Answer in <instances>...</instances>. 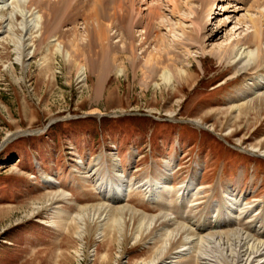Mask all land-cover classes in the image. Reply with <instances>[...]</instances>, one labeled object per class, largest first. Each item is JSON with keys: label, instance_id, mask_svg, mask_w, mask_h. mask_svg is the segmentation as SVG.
Instances as JSON below:
<instances>
[{"label": "rangeland", "instance_id": "1", "mask_svg": "<svg viewBox=\"0 0 264 264\" xmlns=\"http://www.w3.org/2000/svg\"><path fill=\"white\" fill-rule=\"evenodd\" d=\"M46 1L27 5L35 14L26 18L30 26L24 48L21 33L15 31L23 20L0 17L5 26L0 29V264H140L160 249L161 243L151 244L149 236L126 241L90 231L77 237L73 230L56 226V208L75 215L81 207L127 206L173 217L169 231L181 227L194 232L206 204L213 203L206 215L215 222L214 209L225 201L230 214L242 221L223 226L222 219L220 226L202 234L249 233L245 224L258 220L264 208V106L232 108L242 86L259 73L238 71L240 64L231 62L228 48L231 39L253 30L249 16H261L264 29V0H177L175 9L169 0H101L99 10L109 12L118 2L124 8L132 2L134 19L142 18L130 29L116 21L110 34L119 29L136 37L146 31L147 36L132 41L135 56L125 49L131 40L117 42L118 37L112 38L116 34L110 35L114 69L102 82L94 70L96 56L76 60L85 68L80 77L70 58L40 44L43 27L50 25L54 13L40 8ZM79 1L90 3L91 18L94 0ZM207 1H215L216 7L206 24L201 20ZM156 4L163 13L150 19L149 27L146 15ZM85 15L81 11L70 23L61 14L59 30L74 27L82 33ZM66 35L49 41L62 40L60 45L68 50L72 36ZM89 46L98 51V43ZM155 51L164 60L159 67L171 73L170 83L159 69L143 74L142 64ZM162 174L167 175L165 182L158 179ZM156 180L167 185L170 201L181 193L175 190L193 180L194 197L180 212H164L137 189ZM116 184L122 185V201L111 203L102 195ZM53 193L63 195L54 201ZM188 214L190 220L181 218ZM66 218L63 214L59 222ZM256 225L263 230L260 222ZM205 249L221 260L215 246H197L195 253L200 256ZM182 253L187 256L191 250ZM174 255L155 264H177L179 256ZM188 264L204 263L195 259Z\"/></svg>", "mask_w": 264, "mask_h": 264}, {"label": "bare ground", "instance_id": "2", "mask_svg": "<svg viewBox=\"0 0 264 264\" xmlns=\"http://www.w3.org/2000/svg\"><path fill=\"white\" fill-rule=\"evenodd\" d=\"M7 1L8 0H0V17L4 18L7 15L6 20L8 18L9 20H13L14 15H16L17 17H20L21 20H23V23L20 24L21 26L19 27L17 25L15 31L21 33L19 36V40L22 41L21 45L22 48H24V46H26V39H24V37L27 29L30 26L27 24L29 21L26 20V18L32 16V18L34 19L35 14V12L29 11V7L27 5L30 2L31 4H34L36 2H34V0H11L8 4ZM100 1L101 0H94L92 2L91 18L90 3L84 4V1L47 0L46 2L40 3L39 6L40 8H47L49 11L53 9L52 11L54 12L51 15V18L48 20L50 25L48 27L46 25L43 27L44 31L41 33L40 44L46 43L47 45L53 47V52L70 58L71 61H73L71 63L78 66V76L80 77H83L85 68L82 65H79L76 60L84 56H86V58H90L93 55L96 56L98 60L94 65V70L96 71L98 76L97 81L100 79L99 82H102L103 76L106 75V73H108L111 68H113L111 67L110 56L114 50L113 47L112 49L109 48L110 35L113 36L114 34H116L114 35L115 37L113 36L112 38L118 37L117 42H124L125 39L131 40V43L128 45V47L126 46L125 49H130L131 54L135 56L136 54L135 49L132 47V41H140L142 39L145 40L147 39V36L146 31H140L141 33L136 37L134 34H130L129 31L128 33L123 31L120 32L119 29L117 30V33L115 30L114 34H110L113 30L112 28L115 26L114 23L116 21H119L120 23L121 21L126 22V26L130 29L131 27L133 28V23L137 25V23H140L142 21V18L134 19L135 15L132 12L134 5L131 1V5L129 8L122 7L120 4L121 2H118L116 8H113L112 12L107 11L108 8L106 9L105 7L99 10L98 4H100ZM259 1L260 0H254L253 2L259 3ZM177 2V0L168 1V3H170V7H172L173 9L177 7L179 3ZM204 5L205 12L203 11V13L205 14L203 20L201 21L207 24V22L211 18L212 11H214L213 7L216 5V3L215 1H207ZM161 7L162 6H160L159 4H156L153 5V8H150L148 10L146 16L148 21L147 23L148 25L150 24L149 27H152V22L154 21L153 20L151 22L150 19L156 20L158 19V16L160 17L161 12L163 11V9L161 11ZM78 8H80L81 10H78ZM79 11H82L83 14H86L85 16H88L87 18H85L86 20L82 33H79V30H76V28L74 27L66 31L63 30V32H61L58 28L59 19H61L60 15H64L65 18L70 21V23H74L77 15L80 13ZM37 18L38 15L36 16V19ZM249 22L253 30L248 36L246 35L235 39L230 38L231 43L230 47L228 48V50L230 51L228 57L231 59V62L233 64H240L237 67L238 71H240L241 73L250 74L248 70L253 69L252 73L259 74L249 78L252 79L253 82L245 83L244 86H242V89L238 92V98L236 97L234 99V103L236 104L232 106V108L236 109L241 106H257L256 108L264 106V90L258 91L260 88L264 87V67L261 65L262 60H264V29L262 28L263 21L261 16H249ZM154 24L157 25L156 23H153V25ZM157 26L159 27L160 25L158 24ZM2 27L5 26H2L1 19L0 29H2ZM67 33L72 36L70 39H68L67 42L69 43L68 50L60 45L62 40L56 42L57 39H52L49 41V37H56L57 35L58 37H63L67 36ZM93 43L99 44L98 51L94 50L92 47L90 48L89 45H92ZM173 55L175 56V54ZM113 59L115 60L116 58L113 57ZM170 60L172 61L171 58H169V61ZM163 61L164 60L161 57V54H159L157 51L151 52L146 57L145 63L142 64V66H144L143 74L148 75L149 73L154 72L156 69H159L161 70L160 74L163 80L170 83L172 79L170 71L168 69H161V67H159L162 64L161 62ZM252 62L254 63L253 66H251ZM171 64L174 65L173 61L170 63V65ZM118 71L120 72L121 70ZM179 73H182V71L178 70L176 72L177 79L180 78L178 76ZM250 94H252L253 97L245 99V96H248ZM242 95H244V97H242ZM166 177V174H162L158 179H161L165 182L167 179ZM194 177H196V174H194ZM162 181L159 182L156 180L153 183L148 184L146 187V183H143L141 185H138L137 189H139L141 192H144L146 199L162 209V211H164L165 209H173L175 210V212H180L182 208L187 207L189 201L194 197L193 195L195 194L194 192L190 193V189H192L194 186L193 180H190L185 186L183 185L179 189L175 190V193H181L178 195V197L174 198L171 201L168 198V187L167 185H161ZM121 186L122 185L119 184H116L115 186H107V189L102 195L103 198L107 199L111 203L122 201V197L120 196V192L122 191ZM53 194L54 195L50 197V200H59L63 195V193ZM217 204V208L214 209L218 211L215 216L216 218L214 219L215 222L210 221V219L208 220L210 216L206 215L208 209L213 205L212 202H209L204 208L206 212H201L196 217L194 232L191 230L185 231V229L181 227L169 231L167 227L169 226V223L173 219V217L167 218L168 215L165 213H160L153 216L147 215L141 211L139 212L137 210L130 209L127 206L115 207L108 204L105 206L103 205L94 208L81 207L80 211L75 215H71L69 212L59 208H56L54 212L56 214L55 217L59 220L63 214L67 216L64 223H61L59 222V220H57L55 222L56 226L62 227L69 231L73 230L74 233L78 235L77 237H82L85 233H90V231H93L98 235L104 237L108 233H112L113 235L111 236H113L114 239L120 238V236H122V239L126 241L129 238H133L135 241H140L144 237L149 236L148 240L151 241L153 239L151 244H155L156 242L161 243L158 252L155 253V255L150 260H148L147 262H144L142 260L140 264H155L156 262H162L165 258H167L166 256H172V254L179 256V261L177 262V264H188L195 261V259H202V263L204 264H264V208L257 216L258 220L255 221L256 217H254L250 222H248V224H245V228L249 230V233L247 234L239 232H236V235H231V233L224 234L215 232L202 234V232L207 229H215L220 226L221 223L218 222L222 219L223 226L236 223L237 221L240 223L242 221V219L237 220L236 217L230 214V212H232L231 207L228 206L225 201H223L221 204H219L218 202ZM193 207L195 206H192V208ZM238 207L240 209H243L241 213L245 212L244 207H241L240 205ZM227 209H229V211H227ZM190 216L191 214H188L186 216L181 215V218L184 220H190ZM202 218L207 220L201 223L200 220ZM258 222H260L259 227H263V230L257 229L256 223ZM197 246L198 248H200L201 246L202 248L215 246V248H217V250L221 252L220 254H217L221 256L222 261L215 255L210 253L212 251L209 250L210 248L208 250L205 249L206 251L203 250L204 252H201V255L203 256L197 255L195 253L197 251ZM190 250L191 253L187 255L188 257L180 256L183 255L182 252H190Z\"/></svg>", "mask_w": 264, "mask_h": 264}]
</instances>
